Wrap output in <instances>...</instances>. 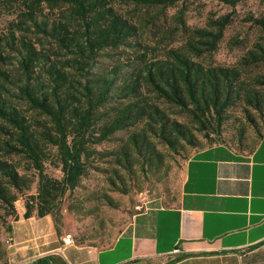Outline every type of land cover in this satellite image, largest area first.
I'll list each match as a JSON object with an SVG mask.
<instances>
[{"label":"trees","instance_id":"obj_1","mask_svg":"<svg viewBox=\"0 0 264 264\" xmlns=\"http://www.w3.org/2000/svg\"><path fill=\"white\" fill-rule=\"evenodd\" d=\"M179 1L123 0L139 8L124 13L115 0H11L16 20L0 33V209L7 217L19 219L20 196L23 218L54 215L95 162L111 155L127 170L141 157L152 171L161 158L149 136L173 153L203 150L198 135L214 144L235 107L264 137V16L245 20L257 36L234 64L221 65L200 59L217 49L232 15L191 26L182 9L168 16ZM218 1L235 7L244 0ZM131 128L138 130L127 146L108 155L97 149ZM15 158L31 173H21ZM47 163L61 178L46 172ZM1 225L10 235L12 224Z\"/></svg>","mask_w":264,"mask_h":264},{"label":"crops","instance_id":"obj_2","mask_svg":"<svg viewBox=\"0 0 264 264\" xmlns=\"http://www.w3.org/2000/svg\"><path fill=\"white\" fill-rule=\"evenodd\" d=\"M63 237L49 216L19 218L8 264H264V137L247 156L223 146L194 152L177 203L137 214L107 248Z\"/></svg>","mask_w":264,"mask_h":264},{"label":"rangeland","instance_id":"obj_3","mask_svg":"<svg viewBox=\"0 0 264 264\" xmlns=\"http://www.w3.org/2000/svg\"><path fill=\"white\" fill-rule=\"evenodd\" d=\"M11 3V0H0V33H6L10 23L16 20L15 12L18 6L17 4L11 6ZM115 3L124 13L139 11V8L128 5L123 0H115ZM180 9L184 11L187 24L196 27L205 26L210 17L228 13L232 15V22L225 29L224 37L217 49L200 59L221 65L234 64L257 36L255 29L245 20L252 15L264 16V4L260 0H244L235 7L218 0H180L176 7L168 9V16ZM171 24L172 20L169 18L165 27L169 28ZM173 38L175 42L172 45H178L182 41L180 34H175ZM167 110L172 117L184 119L176 110ZM243 112L240 106L231 110L230 122L226 124L222 136L214 144L209 145L201 135H198L201 147L205 149L223 146L236 154L245 156L251 154L260 139V131L251 126L243 117ZM137 130L138 128H131L117 132L111 140L99 145L97 149L104 155L115 153L127 144L130 134ZM240 132L241 138L238 136ZM148 139L151 149L161 158L159 166L147 171L143 159L136 157L127 170L117 165L112 155L100 163L95 162L92 166L95 168L81 179L79 186L72 193H66L60 200L58 212L48 215L58 235L71 234L75 244L105 248L128 228L137 214L150 208L168 207L177 203L185 163L197 149L185 147L179 153H173L157 137L149 136ZM15 160L21 173L28 171V163L23 158ZM46 172L56 178L62 176L59 168L49 163L46 164ZM35 185L31 194L35 193ZM25 201L26 197L20 196L15 202L19 218H23ZM33 217L38 218L35 214ZM1 221L11 225L14 220L0 209V239L5 251L10 241ZM6 253L7 250L5 255L3 252L0 254V264H8ZM163 261L167 263L173 259L163 257L153 259L148 264H160Z\"/></svg>","mask_w":264,"mask_h":264},{"label":"built area","instance_id":"obj_4","mask_svg":"<svg viewBox=\"0 0 264 264\" xmlns=\"http://www.w3.org/2000/svg\"><path fill=\"white\" fill-rule=\"evenodd\" d=\"M62 241L65 245H71L73 244V237L71 234H67L63 237Z\"/></svg>","mask_w":264,"mask_h":264}]
</instances>
